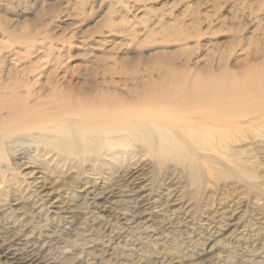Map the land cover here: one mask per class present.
I'll return each mask as SVG.
<instances>
[{
  "label": "bare ground",
  "instance_id": "bare-ground-1",
  "mask_svg": "<svg viewBox=\"0 0 264 264\" xmlns=\"http://www.w3.org/2000/svg\"><path fill=\"white\" fill-rule=\"evenodd\" d=\"M32 1L31 7L43 4L42 0ZM260 1L264 0H240L237 7L246 9L251 17ZM8 2H16L15 8L25 4L0 0L1 9ZM61 4L60 11L36 27L18 26L15 18L0 19V208L16 197L22 205L18 211L46 209L40 195L43 189L39 191L33 182H26L24 189L13 173L28 164L59 180L70 170L75 171L77 181L89 174L100 178L107 174L111 185L103 188L101 194L105 195L134 192L133 185L149 167L156 187L164 186V176L169 179L171 169H176L191 184V194L196 197L203 183L204 189L210 186L213 191L231 177L249 189L258 188L257 172L264 160V54L251 57L249 50L239 49L237 54L244 61H236L232 67L224 53L215 66L205 62L190 68L163 60L138 79L115 77L124 71L107 63L98 65L99 54H110L117 45L113 38L135 28L139 18L134 14L125 20L122 31L115 30L117 22L109 19L94 35L69 32L66 39L75 40L72 48L87 53L92 61L84 67L63 66V46H54L60 40L50 35L61 28L51 25L60 17L72 20L82 1L64 0ZM157 24L144 32L183 33L182 28L168 30ZM176 190L180 188L171 192ZM28 201L33 202L30 209L25 206ZM38 202L41 205L35 207ZM10 232L2 233L4 242L14 239ZM29 244L8 254L11 264L46 261L36 243ZM195 256L204 261L208 255ZM155 259L153 264L167 262L162 256Z\"/></svg>",
  "mask_w": 264,
  "mask_h": 264
},
{
  "label": "rangeland",
  "instance_id": "rangeland-1",
  "mask_svg": "<svg viewBox=\"0 0 264 264\" xmlns=\"http://www.w3.org/2000/svg\"><path fill=\"white\" fill-rule=\"evenodd\" d=\"M42 1L41 7H31L34 1L18 0L25 4L17 8L16 2H8L0 7V19L15 18L18 26L36 27L60 11L64 0ZM81 1L72 20L60 17L51 25L61 28L50 35L60 40L54 46H63V66L84 67L92 61L87 53L72 48L70 44L75 40L66 39L69 32L76 30L80 36H90L109 19L117 22L115 30L122 31L125 20H131L134 14L139 18L135 28L113 38L117 45L110 54L97 53L102 57L98 65L107 63L124 71L115 77L138 79L149 69L159 67L163 60L190 68L201 67L205 62L215 66L224 53L232 67L236 61H244L237 54L239 49L249 50L251 57L254 53L264 54V1L254 7L251 17L246 9H238L240 0ZM154 24L168 30L182 28L183 33L173 36L159 29L151 34L144 32V28ZM261 161L258 188L249 189L246 183L231 177L213 188L214 193L210 186L204 189L207 186L203 183L197 197L176 169H171L169 179L164 176V186L158 188L151 183L152 168L147 166L149 173L133 185L136 191L105 195L101 194L103 188L111 185L107 174L103 179L89 174L77 181L75 171L70 170L65 179L59 180L28 164L13 173L24 189L26 182H33L39 191L43 189L40 195L46 209L33 211V202L28 201L25 206L30 210L18 211L22 205L14 200L16 197L9 199L10 205L0 208V264H11L8 254L26 248L28 242L36 243L46 261L26 264H151V260L153 264L160 256L166 258L165 264H264V160ZM170 181L175 186L167 189ZM174 187L180 190L171 192ZM122 199L125 202H120ZM40 205L38 202L35 207ZM10 208L17 212L10 213ZM20 224L25 226L20 228ZM5 230L14 236L11 242L3 241ZM196 253L208 256L201 261L194 257Z\"/></svg>",
  "mask_w": 264,
  "mask_h": 264
}]
</instances>
